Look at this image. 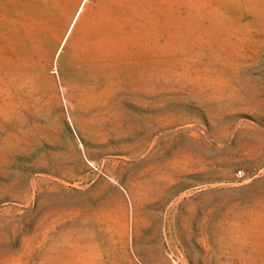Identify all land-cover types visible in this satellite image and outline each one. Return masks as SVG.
I'll return each instance as SVG.
<instances>
[{"label": "rangeland", "instance_id": "1", "mask_svg": "<svg viewBox=\"0 0 264 264\" xmlns=\"http://www.w3.org/2000/svg\"><path fill=\"white\" fill-rule=\"evenodd\" d=\"M0 264H264V0H0Z\"/></svg>", "mask_w": 264, "mask_h": 264}, {"label": "built area", "instance_id": "2", "mask_svg": "<svg viewBox=\"0 0 264 264\" xmlns=\"http://www.w3.org/2000/svg\"><path fill=\"white\" fill-rule=\"evenodd\" d=\"M243 172L241 170H236L235 175L236 176H242Z\"/></svg>", "mask_w": 264, "mask_h": 264}]
</instances>
